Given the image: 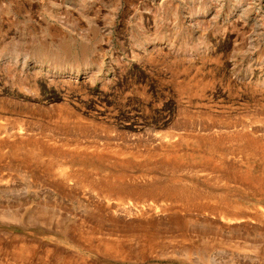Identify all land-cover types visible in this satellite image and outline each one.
<instances>
[{
	"label": "rangeland",
	"instance_id": "374dc122",
	"mask_svg": "<svg viewBox=\"0 0 264 264\" xmlns=\"http://www.w3.org/2000/svg\"><path fill=\"white\" fill-rule=\"evenodd\" d=\"M0 264H264V0H0Z\"/></svg>",
	"mask_w": 264,
	"mask_h": 264
}]
</instances>
